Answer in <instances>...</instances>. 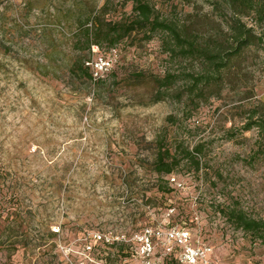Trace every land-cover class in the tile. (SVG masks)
Returning <instances> with one entry per match:
<instances>
[{"label":"rangeland","instance_id":"374dc122","mask_svg":"<svg viewBox=\"0 0 264 264\" xmlns=\"http://www.w3.org/2000/svg\"><path fill=\"white\" fill-rule=\"evenodd\" d=\"M146 1L194 44L224 47L241 4ZM95 16L129 18L131 1L0 0V264H187L190 248L201 250L193 264H264V246L218 211L264 219V141L241 130L252 110L264 112V45L246 46L195 95L188 74L208 71L201 58L158 30L87 51L82 29ZM239 19L259 32L253 11ZM88 55L90 72L107 60L96 80L70 72ZM166 72L177 77L157 93ZM159 138L199 144V169L180 164L159 182L150 170ZM162 181L170 191L155 188ZM147 225L160 231L141 255ZM171 230L185 237L168 240Z\"/></svg>","mask_w":264,"mask_h":264},{"label":"trees","instance_id":"16d2710c","mask_svg":"<svg viewBox=\"0 0 264 264\" xmlns=\"http://www.w3.org/2000/svg\"><path fill=\"white\" fill-rule=\"evenodd\" d=\"M132 16L120 21H105L99 20L98 16L93 20L92 28L85 26L82 29L84 35V45L87 51H90V46L95 45L97 48L103 42L106 48H112L122 38L129 35L131 32L140 31L144 39H149L153 32L161 31L167 34L169 41L173 42L174 46L178 47L181 55H192L203 60L208 71L201 74H188L191 79L189 86L190 93L203 92L204 86L218 85L221 82L219 76L231 62L234 57H237L241 51L248 45L257 44L264 45V1L255 4L251 0H232L238 3L236 16L227 24L229 31L227 36L228 47H224L219 42L213 39H208L200 43H195L188 34L178 30L174 23L155 15L152 6L146 0H130ZM183 1V0H180ZM251 10L256 14V23L260 27L259 32H254L250 26H246L240 19L239 15L245 13L246 10ZM169 54H173L174 50L167 47ZM90 53V52H89ZM89 55L86 58H78L70 67V72L75 69L81 72L85 79L91 80V75L88 66L84 65ZM177 75L166 72L161 78H156L157 93H161V87H167L173 82ZM100 80V79H99ZM157 96V95H156ZM159 99V98H158ZM254 127L258 133V143L264 141V112L259 114L257 111L251 112L250 116L244 121L241 130L245 131ZM163 141V140H162ZM161 139H157L155 148L150 163V170L157 175L159 182L164 175L170 174L180 164H188L197 171L200 167L198 159L201 151L200 145L195 144L191 148L183 145L182 142H176L172 148L167 146ZM162 184H155V188L160 192H168L170 188L165 181ZM218 211L234 225L235 228L250 235L254 240H257L264 246V219L254 218L246 214L241 208L233 205L221 207ZM151 226V225H147ZM95 241V240H94ZM98 242V241H96ZM121 245V243H119Z\"/></svg>","mask_w":264,"mask_h":264},{"label":"built area","instance_id":"2783aa9c","mask_svg":"<svg viewBox=\"0 0 264 264\" xmlns=\"http://www.w3.org/2000/svg\"><path fill=\"white\" fill-rule=\"evenodd\" d=\"M92 46V45H91ZM90 46V47H91ZM97 48L95 45L92 46L91 48ZM85 65H91L90 61H85L84 62ZM93 71L90 72V75H91V79L92 80H96L98 79L97 77V70L99 69H102V68H106V65H107V60H102V59H99L98 62H93ZM173 179V178H171ZM159 231L158 229H154V228H151V226H147L146 228H144V232L143 234H141L140 236H138L139 238V241H140V245H139V251L141 253V255H147L150 251H151V236H154V235H158L159 234ZM185 234L186 232L184 231H180V230H171L167 233V239L169 240V238H174V236L177 237V235L179 237H185ZM143 235V236H142ZM169 236V237H168ZM91 239L95 240V241H98V242H103V243H111V237L110 236H106L102 233H98V232H93L91 233ZM186 255H185V262L187 264H193L195 259L201 255V250L197 251L195 249H188L186 252Z\"/></svg>","mask_w":264,"mask_h":264}]
</instances>
